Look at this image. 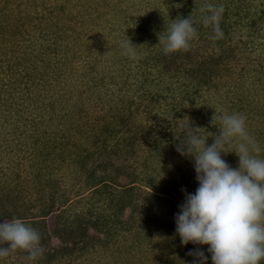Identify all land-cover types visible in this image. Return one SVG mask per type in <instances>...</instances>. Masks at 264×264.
<instances>
[{
	"label": "trees",
	"instance_id": "1",
	"mask_svg": "<svg viewBox=\"0 0 264 264\" xmlns=\"http://www.w3.org/2000/svg\"><path fill=\"white\" fill-rule=\"evenodd\" d=\"M48 1L0 0V122L6 124L0 127V221L22 219L39 232L44 248L35 260L22 249L14 250L15 257L31 264H80L81 258L93 260V251L108 254L112 245L138 257L156 233L168 230L170 243L158 249L176 254L173 264H191L195 257L189 252L195 249L212 264L209 246L181 244L175 215L146 193L157 188L162 165L172 158L175 189L168 193L158 182L162 196H155L172 200L176 187L194 176V170L185 172L193 160L176 150L186 124L200 127L211 144L223 114H242L251 124L258 111L264 117V107L255 108L258 95L264 97V2L147 0L146 5L141 0L138 10L131 0H104L117 9L114 18H107L116 25L109 39L94 28H78L79 15L72 9L81 0ZM86 3L78 7L93 17V4ZM221 6L223 36L212 39L214 26H205L203 18ZM189 16L198 35L188 50L166 55L159 38L174 19ZM83 38L77 46L74 40ZM105 39L110 42L100 55L95 44L87 49ZM128 39L136 45L134 58L122 54ZM74 73L78 84L70 95L76 92L78 102L89 105L78 109L80 118L69 104L59 113L48 99L50 91L45 95L37 89L38 83L51 86L52 79ZM30 105L41 110L38 117ZM246 128L264 158V132ZM239 142L226 146L232 152L222 153L230 166ZM74 195L78 204H87L77 212L70 208Z\"/></svg>",
	"mask_w": 264,
	"mask_h": 264
},
{
	"label": "clouds",
	"instance_id": "2",
	"mask_svg": "<svg viewBox=\"0 0 264 264\" xmlns=\"http://www.w3.org/2000/svg\"><path fill=\"white\" fill-rule=\"evenodd\" d=\"M223 7L213 10L203 18L205 26L213 25L215 35L223 36L220 19ZM167 35L159 43L164 53L188 50L190 41L197 35L191 16L176 18ZM122 54L134 58L136 45L130 39L122 44ZM213 123L215 124L214 120ZM200 127L184 126L176 150L194 162L198 187L187 193L175 214V232L183 245H208L212 264H262L264 262V158L261 148L246 128V117L239 113L223 114L220 133L211 144L208 134ZM239 157L238 167H232L223 158L226 146L234 140ZM5 244L7 246H5ZM28 252V259L43 255L39 232L22 219L0 221V257L12 250ZM195 258L191 264H207L209 257L200 249L191 250Z\"/></svg>",
	"mask_w": 264,
	"mask_h": 264
},
{
	"label": "rangeland",
	"instance_id": "3",
	"mask_svg": "<svg viewBox=\"0 0 264 264\" xmlns=\"http://www.w3.org/2000/svg\"><path fill=\"white\" fill-rule=\"evenodd\" d=\"M50 1L54 2L55 0H49L48 2H50ZM60 1L62 2L65 0H60ZM140 1L141 0H131L130 2L136 3V6L134 5L133 7H136V9L139 10L140 9L139 4H137V3ZM86 2H88V0H81L78 3V5L72 9L74 12L72 14H78L79 15L80 24H79L78 28H80L81 30H86V28L88 29L91 27V28H94L96 30L97 34H99V37L108 36L107 38H109V37L113 38L114 33L116 32V31H114V27H116V25L113 24V23H115L113 21H112V23L109 22V20L107 18H114L115 10H117V9H115L114 4L107 3L104 0H89L90 4H93V12H94L92 14L93 17H90L88 12H87V8L78 7V6L87 5ZM114 2H118V0H114ZM145 2H147V0H145ZM257 2L263 3L264 0H257ZM151 3L157 4V3H159V0H153V1H151ZM147 4H148V2L146 3V5ZM69 6L72 8V4H70ZM95 9H96V12H95ZM120 10H122V8H120ZM139 12H136V14H135L136 17L139 16ZM98 13L103 15V18L102 19L96 18L99 20L97 22L95 20V16ZM81 40L83 41L84 38L79 39L77 41L74 40L75 43L77 44V46H78V43L79 44L81 43ZM108 41H107V39L98 41V43H92L91 41H89V43L90 42L91 43L89 44V46H87V49L91 50V48L95 44V45H97V51L99 52L98 54L100 55L101 52H104V50H107L105 48V46L107 45V43L110 42V41L109 42ZM104 59L106 60L105 56H104ZM103 63H105V62H103ZM102 65H105V64H102ZM0 71H3V67H1ZM3 75L4 74H2V76ZM77 77H78V73H74V74H68L66 76H61V77H59L60 80L59 79L55 80V78H54V79H52L53 84L51 86L47 82L43 83V84L38 83L37 89L42 91L45 95H46V92L50 91L47 94V96H51V97L48 99L55 102L54 106L56 107V110L59 113L63 112L62 108H64V111H66L65 106L67 104H69L70 106L68 109L69 110L72 109L73 111L75 109L78 112V113L76 112V114H77L76 116H78V118H80L81 115L79 116V112L81 110H78V109H81V106L83 109L84 108L86 109L89 105H84V104L79 103L78 102L79 95L75 96L76 92L73 93L74 97H72L70 95L72 93V92L70 93V90H74L75 86H77V84H78L77 83L78 82ZM45 88H46V90H45ZM84 97H85V95H84ZM258 98H259L260 102L259 101L256 102L257 105L255 108L257 110H258V108H260V110H261V108L264 107V97L261 95L260 96L258 95ZM45 106H47V104H45ZM29 107L32 111H34V114H36V117H38V114L40 113L41 110L37 109L34 105H30ZM93 112H94V109H90V113L93 114ZM94 115H96V113H94ZM262 115H263V111H261V112L258 111V113L256 114V120L253 121V124H251V121H247L246 126L249 125L250 128H258L260 131V134H261V130L264 132V117ZM57 121L58 120H55L54 122L49 123V124H51L52 128H54L53 126H55V124H57ZM3 125H6L5 119L3 121V124H2V122H0V127ZM8 129H9V127H8ZM261 136L262 137H260V138H264V135H261ZM0 137L3 138L4 136L0 134ZM259 156L263 158L261 152L259 153ZM232 158L233 159L231 161L233 162L232 163L233 167H238L239 157L236 155V153L232 154ZM181 159L178 162H181ZM175 163L176 162H174V160L172 158V161L169 162V164L162 165V166H166V168L162 169L161 176H158L157 181H155L157 188L154 189L151 187V189L150 188L148 189L151 194L148 195L146 193L148 198L152 199L153 202H157L156 204H161V206H163V207L166 206L167 210L166 209L165 210L168 212L167 214L169 216H171V214L175 215L177 212L180 211L179 205L184 202L186 192L187 193H194L196 188L198 187V181L196 180V172H195L194 166H192V167L188 168L185 172L189 173L191 170H194L192 172V173H194V176L190 177V175H188V177H190V178L187 177L186 181L181 182L180 186L176 187V189L179 188V191L177 193H172V195H169L172 197L173 201L170 199V197H167V198L166 197H158V196H155L153 194V193H156V194L162 196V193L159 190L160 184H158V182H162L164 184V189L169 188V191H167L168 193L171 190L175 189L174 186L172 187L173 174L171 173L172 170H175V168H174ZM174 173L176 174V172H174ZM164 174H171L170 176L164 177V179L168 178L167 181H165L162 178V176ZM177 179L178 178H176L175 180H177ZM122 182L127 183L128 178H126V177L122 178ZM170 188H173V189H170ZM185 190H186V192H185ZM82 205L78 204L77 198L74 195L72 197V202H71V206H70L71 212L80 211V209L82 210L83 207L87 204L84 205L82 203ZM85 208H87V207H85ZM166 211H164V212H166ZM130 213H131V209L128 208V210L126 211L125 218L126 217L128 218ZM55 220H56L55 215L50 217L48 220L49 224H53V222ZM162 232H161V235L156 233L155 237L152 238L149 246L147 247L145 253L139 255L138 257L136 256L134 251H132L131 253L128 252L127 250L124 252H120V250L118 248L120 246L112 245L114 249L110 250L108 252V254L106 252H102V251L98 252V253H96V251H93V252H91V256H93V260L88 261V257H86L85 262H84V259L81 258L80 260H77L76 263H79L81 261L80 264H89V263L90 264H173V261L171 259H172L173 255H176V254H174L172 252L169 254V251L163 252V251H159V249H158V246L165 244V243H170V242H168L167 239L169 238V235H172V233H170L168 230L166 231V235H163ZM124 244H126V242H124ZM166 249H169V244L167 245ZM13 251L14 250H12L8 256L2 257V262H3L2 264H31L28 261V259L24 260L23 256H22L23 261H21L20 259L17 260V257H15V251L14 252ZM111 255H116L117 258L115 259V256H111ZM181 260H182V262L184 261V263H185V259H181ZM74 264H75V262H74Z\"/></svg>",
	"mask_w": 264,
	"mask_h": 264
}]
</instances>
